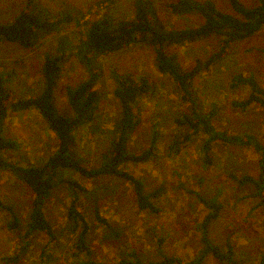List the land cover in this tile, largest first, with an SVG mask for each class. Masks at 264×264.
<instances>
[{"label": "rangeland", "instance_id": "1", "mask_svg": "<svg viewBox=\"0 0 264 264\" xmlns=\"http://www.w3.org/2000/svg\"><path fill=\"white\" fill-rule=\"evenodd\" d=\"M29 0H0V23H10ZM55 15L82 8L107 10L114 19H132L136 0H34ZM168 28L198 27L203 17L198 13L176 14L169 4L177 0H151ZM224 12L236 14L229 0H212ZM254 7L258 0H241ZM91 12V11H90ZM87 13L84 20L92 18ZM79 27L72 23L59 31L43 36L33 48L4 41L0 44V75H8L15 99L38 95L44 87L43 64L46 53L55 52L57 39L67 35L77 42ZM264 28L258 33L231 45L229 53L214 67L196 77V95L204 110L218 104L216 125L229 134L252 135L264 145V107L242 109L235 101L245 99L249 86L231 88L236 74L254 76L264 88ZM218 49V36L182 45H172L168 53L178 55L185 70L193 68L198 59H207ZM154 46L135 42L128 47L101 58L102 76L96 87L100 93L95 129L81 127L77 132V149L85 164H101L103 153L112 138L113 123L119 117L121 105L114 95L116 82L113 69L119 72L148 75L155 86L144 98L143 114L131 139L130 149L141 152L150 146L152 124L161 134L157 154L147 162L126 163L123 168L141 178L146 192L160 188L152 201L157 212L141 210L133 182L119 176L84 177L73 170L60 169L57 185L46 202L45 213L56 235L51 239L44 232H34L25 245L23 235L31 212L32 190L8 170L0 169V200L12 205L19 217L20 227H11V213L0 207V264H16L9 258L19 256L20 264H81L98 262L119 264L122 259H133L136 253L144 262L160 259L161 253L176 255L184 261L193 260L203 248L199 224L208 209L199 196L215 199L222 205L219 217L209 229L211 240L224 247L229 240L237 257L249 264H257L264 253V204L254 195L252 184L241 185L233 175H259L260 153L255 142L249 145L217 143L213 148V163L204 164L202 148L204 135L194 137L176 156L167 149L176 135H182L188 126H181L176 118L191 113V102L182 97L174 79L159 71ZM87 69L71 55L58 80L55 102L62 113H71L67 88L87 77ZM10 138L18 148L4 151L7 159L21 165L40 164L57 149V138L47 121L35 108L10 111L5 122ZM71 182H77L72 184ZM76 199V206L90 225L88 248H76L79 232L73 231L68 208ZM96 208L107 219V225L96 219ZM225 249V247H224ZM128 264V263H127ZM202 264H219L212 255Z\"/></svg>", "mask_w": 264, "mask_h": 264}, {"label": "trees", "instance_id": "2", "mask_svg": "<svg viewBox=\"0 0 264 264\" xmlns=\"http://www.w3.org/2000/svg\"><path fill=\"white\" fill-rule=\"evenodd\" d=\"M103 0L98 1V6ZM236 14L222 11L212 0H177L169 4V9L176 14L198 13L203 17V23L198 27L168 28L159 16L151 0H136L135 15L132 19H114L107 12L95 13L90 8H82L72 13L66 12L55 15L46 7L34 0L27 5L8 24L0 23V44L4 41L18 43L24 48H33L43 36L59 31L72 23L79 27L77 42L67 35L57 39L55 52L46 53L43 64L44 87L36 96L15 99L14 91L10 88L8 75H0V169L8 170L25 183L33 192L31 212L23 235L25 245L28 237L34 232H44L55 239L53 225L45 213V205L52 190L57 185L56 177L60 169H68L78 174L95 178L98 176H119L133 182L138 206L141 210L157 212L159 207L152 201L160 193V188L146 192L141 178L126 171V163H143L152 159L159 148L161 134L159 126L152 124L153 135L150 146L141 151L130 149L131 139L139 125L143 114L144 98L150 95L155 86L148 75L130 72L111 71L116 82L114 95L119 100L121 112L115 119L112 128V138L100 165L90 167L84 162L77 149L76 132L83 126H91L95 132L96 113L100 101V93L96 87L103 74L101 58L128 47L135 42H145L154 46L157 57V67L160 72L169 74L182 91V97L191 102V113H184L176 122L188 126L182 135H176L167 149L171 156L178 155L184 146L194 140V137L204 135L203 141L204 164L213 163V148L217 143L233 145H249L255 142V148L260 153L259 175H233L241 185L252 184L254 195L260 196L264 204V145L254 141L252 135L229 134L220 130L216 125L218 104L213 103L209 110H204L196 95L195 80L202 72H206L218 64L228 53L231 45L239 40L252 37L264 28V0H258L254 7H247L241 0H229ZM91 11V12H90ZM95 11V12H94ZM87 13L93 14L89 20H84ZM218 36V49L207 59L196 61L193 68L185 70L175 53H168L172 45H182L197 40ZM264 52V48H263ZM75 55L87 69V77L75 86L67 88L71 113H62L56 106L55 96L58 80L66 61ZM249 86L250 92L245 99L235 101L234 105L242 109L252 106L264 107V88L257 79L250 75L236 74L231 79L230 87ZM37 109L47 121L49 128L56 135L58 144L55 152L44 162L33 165H21L5 157L4 151L16 149L19 143L10 138L5 129V122L10 111ZM77 184V182H71ZM208 209L203 221L199 224L202 232L203 248L193 260L184 261L176 255L161 253L155 261L144 262L136 253L133 259H122L119 264H202L203 260L212 255L219 264H249L245 259L237 257L232 243L227 240L224 247L214 243L209 237V229L214 220L219 217L222 205L215 199L199 196ZM0 207L11 213V227H20L19 217L12 205L0 200ZM68 218L72 222L73 231H78L76 248H88L87 239L90 230L89 222L76 206V199L68 208ZM96 219L107 225L99 209L96 208ZM20 264L21 258H9ZM81 264H101L98 262H82ZM257 264H264V253Z\"/></svg>", "mask_w": 264, "mask_h": 264}]
</instances>
